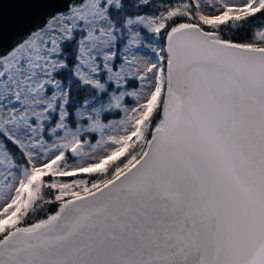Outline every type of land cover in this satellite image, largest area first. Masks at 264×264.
Segmentation results:
<instances>
[{"label": "snow or ice", "instance_id": "snow-or-ice-1", "mask_svg": "<svg viewBox=\"0 0 264 264\" xmlns=\"http://www.w3.org/2000/svg\"><path fill=\"white\" fill-rule=\"evenodd\" d=\"M0 264H264V0H0Z\"/></svg>", "mask_w": 264, "mask_h": 264}, {"label": "water", "instance_id": "water-1", "mask_svg": "<svg viewBox=\"0 0 264 264\" xmlns=\"http://www.w3.org/2000/svg\"><path fill=\"white\" fill-rule=\"evenodd\" d=\"M10 11V9H6V14Z\"/></svg>", "mask_w": 264, "mask_h": 264}]
</instances>
